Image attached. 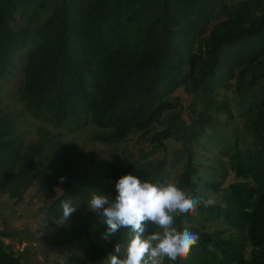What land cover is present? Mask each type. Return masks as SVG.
<instances>
[{
	"label": "trees",
	"instance_id": "obj_1",
	"mask_svg": "<svg viewBox=\"0 0 264 264\" xmlns=\"http://www.w3.org/2000/svg\"><path fill=\"white\" fill-rule=\"evenodd\" d=\"M18 71L26 114L0 100V194L17 206L39 186L52 225L62 201L77 205L57 245L88 239L106 261L119 244L125 256L128 230L105 239L106 224L88 210L94 192L115 198L112 162L85 165L78 142L59 140L44 123L70 133L94 125L108 146L137 132L156 147L181 141L175 184L205 199L223 191L222 203L177 218L199 235L177 264H264V0H0V90ZM31 117L44 122L35 139ZM199 147L210 152L200 161ZM14 235L0 230V264H24L5 241Z\"/></svg>",
	"mask_w": 264,
	"mask_h": 264
},
{
	"label": "rangeland",
	"instance_id": "obj_2",
	"mask_svg": "<svg viewBox=\"0 0 264 264\" xmlns=\"http://www.w3.org/2000/svg\"><path fill=\"white\" fill-rule=\"evenodd\" d=\"M21 72L18 71L15 78L11 79L5 84V90L1 89V102L5 110H10L13 113H17L22 110L25 114L23 102L20 100L18 90L20 85ZM223 93L229 94L231 92ZM187 105L191 103V99L187 100ZM186 105V106H187ZM234 107V101L232 102ZM189 109L184 110L185 116L189 117ZM30 136L36 138L37 127L39 124L44 123L43 121L30 118ZM221 125H225L224 115L220 116ZM53 133L56 134L59 140L71 141L75 140L78 142L79 150L85 151V165L89 164L90 161H100L107 159L112 162L116 172L118 173L117 179L124 174L130 173L131 166H138L139 163H147L146 174L139 176L141 180H149L150 182H158L161 174L159 169L166 175L165 181L175 183L180 170L183 169L184 159L178 158L177 153L182 150V142L173 139L165 140L163 146L156 147V144L151 140L150 135H145L141 132L133 133L123 143H117L113 145H106L95 139V134L99 131L96 126L90 125L83 131H77L70 133L65 128H56L53 125L46 124ZM153 133V132H152ZM220 140V139H219ZM221 143H224L221 141ZM213 152L217 154V150ZM205 152L202 147H199V152L195 155V158L203 160ZM217 155H210L213 159ZM183 159V160H182ZM231 174L228 179H232ZM117 179H114L115 182ZM229 181L224 183V187L228 185ZM201 190L204 191V185L201 186ZM27 200L21 202L13 210L12 215L15 219H18L19 224L13 222L12 227L18 228L22 231L23 240L16 242L15 247L19 253L23 256L24 264H36L38 260L45 262L46 260H58L62 264H107L106 261H99L94 255L91 249V242L88 239L82 240L73 244L70 247L63 248L57 245L54 241L61 238L59 232V221L52 225L49 221L45 220L43 212L40 211L43 203L42 192L39 186H35L29 193ZM207 196L215 201V203L223 202V191L214 192L208 191ZM4 198L0 194V211L9 214V210L4 209ZM5 214V213H4ZM7 220L9 218L6 216ZM4 219V216H3ZM13 219V218H12ZM10 219V220H12ZM8 220V222L10 221ZM192 222V221H191ZM4 229V228H2ZM148 230H151L150 228ZM29 247V249H26ZM37 260V261H36ZM166 264V261H165Z\"/></svg>",
	"mask_w": 264,
	"mask_h": 264
},
{
	"label": "clouds",
	"instance_id": "obj_3",
	"mask_svg": "<svg viewBox=\"0 0 264 264\" xmlns=\"http://www.w3.org/2000/svg\"><path fill=\"white\" fill-rule=\"evenodd\" d=\"M61 182L64 177H61ZM115 198L94 192L88 201V210L99 214V222L106 224L105 239L121 228L129 232L124 258H120L121 246L107 255V264H177L189 258L198 247L199 235L177 227V218L198 214L201 204L212 206L215 201L199 194L186 192L173 182L167 184L141 180L132 173L121 175L115 181ZM71 200L61 202L64 224L76 211ZM148 234L145 235L148 229Z\"/></svg>",
	"mask_w": 264,
	"mask_h": 264
},
{
	"label": "crops",
	"instance_id": "obj_4",
	"mask_svg": "<svg viewBox=\"0 0 264 264\" xmlns=\"http://www.w3.org/2000/svg\"><path fill=\"white\" fill-rule=\"evenodd\" d=\"M3 198H4V206H2L4 209H6L7 208V210H9V214H7L6 212H4V213H2L1 211H0V230L2 229V228H4V230H9V231H12L15 235H14V237L13 238H11V239H9V238H6L5 239V241L7 242V243H9V242H13L14 244H16V242H19V241H22L23 240V237H22V231H19V229L17 228H14V227H12V224H13V222L15 223V224H19V222H18V219H15L14 218V215H12L11 216V214H12V212H13V210H15L16 209V206H13L12 205V203L11 202H8V199H7V197L6 196H4L3 195ZM8 215H9V218H8V220H10V219H12V220H10L9 222H8V220H7V218H6V216L8 217ZM3 216H4V219H3Z\"/></svg>",
	"mask_w": 264,
	"mask_h": 264
},
{
	"label": "water",
	"instance_id": "obj_5",
	"mask_svg": "<svg viewBox=\"0 0 264 264\" xmlns=\"http://www.w3.org/2000/svg\"><path fill=\"white\" fill-rule=\"evenodd\" d=\"M26 249H29V247H26Z\"/></svg>",
	"mask_w": 264,
	"mask_h": 264
}]
</instances>
